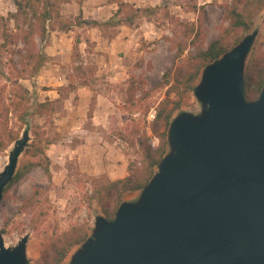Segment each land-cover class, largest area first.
<instances>
[{
	"label": "water",
	"instance_id": "water-1",
	"mask_svg": "<svg viewBox=\"0 0 264 264\" xmlns=\"http://www.w3.org/2000/svg\"><path fill=\"white\" fill-rule=\"evenodd\" d=\"M257 34L203 68L200 110L172 118L156 172L112 219L94 217L66 264H264V83L256 99L244 97ZM30 139L25 128L8 151L0 204ZM28 238L6 246L0 231V264H29Z\"/></svg>",
	"mask_w": 264,
	"mask_h": 264
},
{
	"label": "trees",
	"instance_id": "trees-1",
	"mask_svg": "<svg viewBox=\"0 0 264 264\" xmlns=\"http://www.w3.org/2000/svg\"><path fill=\"white\" fill-rule=\"evenodd\" d=\"M112 2L116 8L107 20L81 19L78 24L95 27L102 37L112 39L115 34H109L106 30L130 25L140 11L135 4L125 0ZM61 3V0H14V11H10L6 17L0 16V50L10 55L18 53L20 56V68L8 69L10 74L8 83L0 85V157L20 137L25 128H30L29 116L46 117L55 111L58 99L38 100L19 80L28 79L36 88V78L46 58L36 39L45 43L52 31H68L74 26L73 23L63 20ZM263 6L264 0H231V3L223 4V24L219 26L218 34L204 49H198L185 57L183 54L187 46H195L203 38V6L192 7L198 14L196 22H184L169 15L179 26L178 31H174L175 37L181 36L182 39H169L175 50V60L179 63L173 62L171 69L162 75L161 81L155 87L165 88L166 97L157 103L155 116L147 122L144 130L141 131L139 122L132 119L130 125H126L118 132L119 138L136 149L140 155L139 158L128 162V174L125 177L110 180L106 175H84L82 181L90 185L84 192L89 209L96 203L99 213L107 219H112L119 204L125 200V195L140 191L148 183L168 150V126L176 112L180 111L191 98L203 68L230 50L255 28V15ZM75 43H78V39ZM20 44L22 49L19 47ZM79 56L80 54H75L72 57L69 75L66 76L68 84L59 89L72 91L78 86L92 83L96 67L83 62L76 64ZM9 62L13 64L12 57L9 58ZM2 74L0 66V75ZM244 77V97L247 101L254 100L264 83V44L261 41H256L250 50ZM143 86L142 79L127 84L124 104L131 114L139 111L142 101L151 94V90L144 89ZM138 92H141L140 95ZM171 94L178 99H170ZM150 108V105H144V115L148 114ZM12 115L16 118V127L10 124ZM88 115L90 117L91 113ZM147 126L151 135L146 131ZM44 134L41 125L36 124L33 136L19 159L15 174L4 189L3 199L10 188L34 167H41L48 180H51L50 159L46 154L48 143L44 140ZM152 138L156 140L155 145L150 142ZM38 194L39 189L35 188L32 195L22 202L21 208H34ZM38 214L36 218H31L33 223H40L43 214L41 212ZM6 228L7 223L1 228L2 233L7 232ZM89 235L90 227L87 223L72 225L62 232H53L42 242L39 257L34 264H63L71 251Z\"/></svg>",
	"mask_w": 264,
	"mask_h": 264
},
{
	"label": "rangeland",
	"instance_id": "rangeland-1",
	"mask_svg": "<svg viewBox=\"0 0 264 264\" xmlns=\"http://www.w3.org/2000/svg\"><path fill=\"white\" fill-rule=\"evenodd\" d=\"M113 0H61V12L64 21L74 24L71 28L74 31V37L80 38L81 41L87 40V51L90 53L82 55V48L84 46L75 45L72 48L71 59L75 54H80L76 59V64L83 62L84 64L94 65L96 70L100 62L107 61L108 58L101 57L100 49L96 50L94 43L90 42L93 37L101 36L96 28L87 26L86 24L79 25L78 21L84 19V16H96V19L103 21L106 17H111L114 12ZM133 4L140 8L137 16L133 22L128 26H119L117 28H108L106 30L109 34H121V36L129 38V46L120 52L121 58L117 59L123 65L124 72L123 79L116 84L111 85L105 80V75L96 73L92 80L91 87L93 89L92 98L95 100L97 96H102L112 101L117 107L115 113L110 116L109 135L107 138L112 141L119 138L118 132L128 125L132 119L139 122L141 131L151 121L150 113H156L157 103L166 97L165 88L155 89L162 79V75L169 71L173 62L179 63L175 60V50L171 45L169 39H182L181 36L174 35V31H178V25L172 16L184 22H196L197 12L192 10L193 5L203 6V38L197 45H188L183 57L187 54L195 53L198 49H204L208 42H210L219 32V26L223 24V9L222 5L231 3V0H131ZM100 6L104 8L97 9ZM14 0H0V16L6 17L10 11H14ZM93 9L98 12V15L93 13ZM85 11V15H84ZM92 20V19H90ZM255 28L258 30L256 41H261L264 44V6L255 15ZM50 33L45 43L37 40V44L45 54L44 50L50 42ZM114 35V36H115ZM254 42V43H255ZM1 43V40H0ZM22 49V45H19ZM45 61L40 68L49 66L56 61H51V57L47 54ZM13 58L14 68L9 58ZM77 57V56H76ZM101 57V58H100ZM20 56L18 53L10 55L4 50H0V66L3 74L0 75V85L8 83V69H19ZM63 66L64 75H69V66ZM12 67V68H11ZM61 71V67L58 68ZM39 71V73H40ZM97 72V71H96ZM39 75V74H38ZM142 79L144 81V89L151 90V94L142 101V106L139 111L130 113L128 107L124 104L126 99V88L130 81H137ZM75 81V80H74ZM19 82L25 85L38 100L49 98L48 95L53 96L54 93L48 92L50 88L46 86L37 85L34 88L28 79H20ZM94 85V86H93ZM59 92L58 102L56 103L55 111L46 117L29 116V134L30 138L33 136L34 126L41 125L45 131L44 140L48 143L46 146V154L50 159L51 180H48L41 167L32 168L28 174L21 180L17 181L8 191L6 198L0 204V231L7 223L6 233L3 234V239L6 246L15 245L18 240L25 234L29 235L27 241V257L29 264H34L39 257V249L42 244L53 232H62L75 224L87 223L91 229L93 227L94 217L99 213V207L93 203L92 209H89L84 197L86 189L90 188L88 183L82 180L84 175H89L81 171L77 160L70 155L69 148L74 146V143L79 142V138L68 131H59L60 118L65 116L67 110L64 107L66 98L73 97V94L68 89H57ZM141 92H138L140 95ZM170 99L177 100L173 94ZM150 105L151 108L148 114L144 115V105ZM125 105V106H124ZM200 110V104L196 100L194 94L184 104L180 111H190L197 113ZM90 110L87 111L86 118L89 120ZM175 114V115H176ZM174 115V116H175ZM84 119V118H83ZM90 121H85L87 126ZM10 124L16 127V118L11 116ZM130 125V124H129ZM147 133L151 135L149 127H146ZM22 134V133H21ZM21 136V135H20ZM150 142L155 145L156 140L152 138ZM63 144V145H62ZM13 144L0 157V170L6 164L8 159V151ZM68 146V147H66ZM118 154H123L127 161L139 158V153L136 149L131 148L129 144L120 139L118 144H115V150ZM22 156V155H21ZM35 188L39 189L37 202L34 208L22 209V202L30 197ZM91 194V191H89ZM139 194L137 192H130L125 195V200H135ZM43 216L40 223H33L31 218ZM2 232V231H1ZM76 246L71 253L77 248ZM70 253V254H71ZM70 254L63 264H66Z\"/></svg>",
	"mask_w": 264,
	"mask_h": 264
},
{
	"label": "crops",
	"instance_id": "crops-1",
	"mask_svg": "<svg viewBox=\"0 0 264 264\" xmlns=\"http://www.w3.org/2000/svg\"><path fill=\"white\" fill-rule=\"evenodd\" d=\"M125 1L132 3L131 0ZM101 8H104V6H100L97 9ZM97 9H93L95 15H98L99 11ZM112 10H115V7ZM83 18L88 21L90 19L97 20L96 16L91 14ZM107 19L108 17L104 20ZM51 33L50 42L44 52L48 57H51V61L56 62L42 68L36 78V84L50 88L48 92H52L54 95L48 96L50 99H55L60 96L57 89L68 84L62 67L64 65L67 66L71 62L72 48L75 45L84 46L81 50L83 56L90 53V51L86 50L88 47L87 40L81 41L79 37L75 39L72 29L68 31L55 30ZM77 39L78 43H75ZM90 42L94 43L96 50H99L101 44L100 56L104 58L107 56L108 58L107 61L100 62L96 73L105 75V80L111 85L121 81L124 75L121 70L123 65L117 59L121 58L120 52H124L129 46V38L127 39L121 34H117L112 39L102 36L96 37V39L93 37ZM60 67L61 71L58 69ZM95 76L97 75L95 74ZM91 84L78 86L71 91L73 97L69 96V98L64 100L66 102L64 107L67 112L65 116L60 118L61 126L58 130L68 131L73 133L76 138H79V142L74 143V146L69 148V152L77 160L81 171L94 176L106 175L110 180L120 179L128 174V161L123 154L114 152L115 144H118L119 138L110 141L106 136L110 134V116L115 113L117 107L112 101L102 96H97L93 100ZM90 109L91 116L88 120L86 114ZM85 121H90L91 123L85 126Z\"/></svg>",
	"mask_w": 264,
	"mask_h": 264
},
{
	"label": "built area",
	"instance_id": "built-area-1",
	"mask_svg": "<svg viewBox=\"0 0 264 264\" xmlns=\"http://www.w3.org/2000/svg\"><path fill=\"white\" fill-rule=\"evenodd\" d=\"M149 115H150V117H149L150 119L154 118V116H155V114L153 112L150 113Z\"/></svg>",
	"mask_w": 264,
	"mask_h": 264
}]
</instances>
